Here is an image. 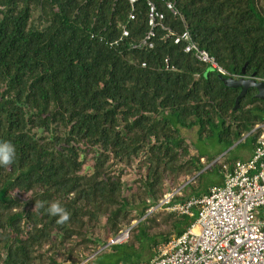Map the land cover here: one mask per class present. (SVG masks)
<instances>
[{
	"label": "trees",
	"instance_id": "1",
	"mask_svg": "<svg viewBox=\"0 0 264 264\" xmlns=\"http://www.w3.org/2000/svg\"><path fill=\"white\" fill-rule=\"evenodd\" d=\"M148 1L164 14L153 48L139 47ZM170 1L183 20L158 0H0V141L16 149L14 163L0 166V264L140 263L134 254L158 251L197 219L196 209L170 213V231L153 234L148 224L158 222L145 218L205 169L179 129L227 150L257 144V90L234 111L241 90L163 27L189 30L231 76L246 66L248 78L264 80V0ZM133 169L136 190L123 179ZM36 200L44 207L34 212ZM53 202L71 214L64 224L47 212ZM126 228L133 246L106 247Z\"/></svg>",
	"mask_w": 264,
	"mask_h": 264
},
{
	"label": "built area",
	"instance_id": "2",
	"mask_svg": "<svg viewBox=\"0 0 264 264\" xmlns=\"http://www.w3.org/2000/svg\"><path fill=\"white\" fill-rule=\"evenodd\" d=\"M137 1L131 0V4ZM158 1L173 16L183 20L175 2ZM148 7L150 29L139 47L153 48L156 28L163 26L164 14L151 1H148ZM134 18L131 15V19ZM163 29L167 31V37L173 38L175 45H183L185 53L192 54L198 62L211 66L223 77H235L198 46L189 30L177 33L166 27ZM128 36L129 32L124 28L122 38ZM256 129L262 132L253 157L237 161L232 166L224 165L223 185L211 187L201 198L185 201H177L184 187L172 190L149 210L162 209L193 217V209H196L198 215L183 235L161 245L151 260L137 264H264V124ZM130 232L131 228L122 230L109 239L106 247L126 244Z\"/></svg>",
	"mask_w": 264,
	"mask_h": 264
},
{
	"label": "rangeland",
	"instance_id": "3",
	"mask_svg": "<svg viewBox=\"0 0 264 264\" xmlns=\"http://www.w3.org/2000/svg\"><path fill=\"white\" fill-rule=\"evenodd\" d=\"M179 130L181 136L185 138L187 141V145L190 151V156H197V154L203 156L204 159L201 162L203 164V167H205V169H203L197 175L185 177L178 183V185H176V189L180 188L181 186L183 187L184 185L183 191L181 192V195L178 198L180 201H185L190 198H194V197L197 198L199 193H203L205 191L207 192L208 189H210V187L218 185L219 180H221L224 176V168L222 167H224V165L229 166L230 164H232V162L228 161V159L234 160L236 158H241V156L239 150L237 149L227 150L223 145H220L216 141V139H210V138L200 139L196 129L193 130L179 129ZM218 155L220 156L217 159H215V161L210 162L213 158L217 157ZM224 156L226 157L224 158ZM200 174H202V176L196 179ZM135 176L136 173L134 172L133 169L130 175H126L123 177L125 182H127L131 188H134V190H136V188L138 187ZM170 213L171 212H167L162 209L155 212H152L151 210L150 212L147 213L145 218L149 217V219L152 218L153 221L156 220L158 222L157 224L154 225L151 222H149L148 224L149 227L152 229L153 234H163L167 231H170V227L167 224L168 215ZM133 215L135 216L136 214L134 213ZM145 218H143V220ZM139 222H140L139 220H136L132 224L137 225ZM102 226L103 224L101 225V227ZM101 233H103L102 228H101ZM139 238L142 242H146L145 245L149 244L150 241L149 239H145L143 236L140 235ZM134 242L135 241L133 240V237L130 235V239L125 245L133 246ZM157 252L158 251L156 249H152V250L146 249L142 255L134 254L132 259L133 261L136 262L149 261L157 254ZM109 254L108 256L103 255L101 259L109 258L110 257ZM86 262L83 264H86ZM64 264H72V263L67 262Z\"/></svg>",
	"mask_w": 264,
	"mask_h": 264
},
{
	"label": "clouds",
	"instance_id": "4",
	"mask_svg": "<svg viewBox=\"0 0 264 264\" xmlns=\"http://www.w3.org/2000/svg\"><path fill=\"white\" fill-rule=\"evenodd\" d=\"M16 149L11 142L0 141V166L7 168L12 165L15 161ZM44 207V202L36 200L33 211H39V209ZM47 212L52 216H58V224H64L70 219V213L63 208L59 202H53L47 208Z\"/></svg>",
	"mask_w": 264,
	"mask_h": 264
},
{
	"label": "water",
	"instance_id": "5",
	"mask_svg": "<svg viewBox=\"0 0 264 264\" xmlns=\"http://www.w3.org/2000/svg\"><path fill=\"white\" fill-rule=\"evenodd\" d=\"M220 79H222V81L227 87L241 90V93L236 100L234 111H237L240 108V102L242 98L247 95L250 89H256L257 90L256 98L259 100H264V80H258L255 77L248 78L246 76V66L243 68L240 78H235V77L226 78L220 76Z\"/></svg>",
	"mask_w": 264,
	"mask_h": 264
},
{
	"label": "crops",
	"instance_id": "6",
	"mask_svg": "<svg viewBox=\"0 0 264 264\" xmlns=\"http://www.w3.org/2000/svg\"><path fill=\"white\" fill-rule=\"evenodd\" d=\"M255 147L256 145H252L248 142L245 146H240L239 148H237V150L240 151L241 158H236L235 162L246 161V160L251 159L254 155ZM223 182H224V176L221 180H219L218 185H215V186H221L223 185Z\"/></svg>",
	"mask_w": 264,
	"mask_h": 264
}]
</instances>
